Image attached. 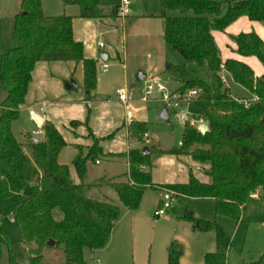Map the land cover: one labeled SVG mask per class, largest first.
<instances>
[{"label": "trees", "instance_id": "trees-1", "mask_svg": "<svg viewBox=\"0 0 264 264\" xmlns=\"http://www.w3.org/2000/svg\"><path fill=\"white\" fill-rule=\"evenodd\" d=\"M65 5L76 4L83 18L119 16L120 3L103 13L101 0H63ZM21 11L14 17L13 31L17 40L0 59V81L6 98L0 106V264L4 247L11 253L8 264H15L11 240L3 220L9 217L19 230L21 240L36 243L38 253L28 264H46L43 251L49 247L63 249L66 264H88L86 250L105 248L111 233L120 220L122 209L100 196L89 194L94 187L110 186L121 202L136 210L148 188L176 191L179 198H212L215 213L234 221L242 218L243 208L257 189L264 195V76L257 77L253 69L240 60L223 61L213 36L214 30L225 31L243 16L264 24V0H161L164 19V39L176 49L187 63L206 69L209 80H186L178 90L195 88L200 94L194 102L210 129L200 133L195 124L186 123L182 144L171 150L149 148L131 149L128 182H107L98 179L87 183V167L99 150L95 144L88 155H77L73 164L81 182L72 178L69 166L60 164L59 154L67 145L62 133L50 121L42 125L43 138H29L32 158L23 155V144L15 135L13 121L21 115L32 72L37 62L72 61L84 64L85 91L88 100L97 88V62L85 57V47L73 31V16H48L41 0H22ZM180 12L171 15L167 11ZM241 56H256L264 64V40L255 32L234 37ZM235 82L248 89L255 100L246 105L231 96L222 81L221 65ZM78 122H73L76 125ZM149 132V123L132 122L131 137L142 142ZM190 154L200 164L209 165L210 182H201L194 175L186 184L158 186L153 184L152 154ZM23 155L22 165L33 169L35 179L18 173L15 160ZM35 181L37 189L31 194L25 188ZM185 219L199 232L216 233L217 250L207 253L205 264H228L231 239L217 221L203 220L187 209ZM54 241V245L50 241ZM168 264H181L183 248L175 241L168 246ZM251 264H262L256 261Z\"/></svg>", "mask_w": 264, "mask_h": 264}, {"label": "crops", "instance_id": "crops-1", "mask_svg": "<svg viewBox=\"0 0 264 264\" xmlns=\"http://www.w3.org/2000/svg\"><path fill=\"white\" fill-rule=\"evenodd\" d=\"M21 1L22 0H19L20 8L22 5ZM41 1L43 3L44 13L48 16L66 14L74 17V37L77 41L83 43L85 47V57L87 59L91 58L97 62L98 84L97 88L92 91L91 99L88 100L85 91L84 64L82 62L75 63L72 61L42 60L41 62L36 63V67L32 72V81L26 95V102L22 105L20 112L21 114L28 113L30 115V121L34 123V125H36V123L32 119V112L35 111L40 113L44 117V122L50 121L62 133L67 145L61 150V153L58 156L59 162L60 164L62 163L69 166L70 173L75 183L78 184L81 182V179L74 167V160L79 154L83 155V157L87 156L95 144H98L99 150L95 157L88 163V173L85 181L89 184L94 183V181L98 179H104L107 182H128L130 181L129 151L134 148H142L143 143L144 145H152V139H150L149 132L146 134L144 142L139 141L135 145L132 142V139L135 140V138L130 135V125L132 122L142 121L148 123L146 108H142L140 102L135 99V96L137 95L136 90L140 88L141 94L143 93L145 95V92L143 91L145 90V85H147V82L150 79H147L148 75L153 77V75L161 76V74L167 76V83L161 78L167 87L171 90H178L186 80L195 79V77H193V75L196 74V71L194 70L196 69L195 65L187 63L186 59L182 57L185 60L183 66L192 76L186 77V75L178 73V70L175 69L172 62H165L164 66L153 64L146 69L141 68V71L137 76L142 83H136L134 78L140 66L134 67V65L128 61L126 54L127 45H125L128 38L125 26L128 19L131 17L130 15L127 17H111L106 15L98 18H83L80 16V7L76 4L67 6L64 4L63 0ZM101 2L103 13H110L107 9L108 7L112 8V5L115 3L112 0H101ZM116 3L119 4L120 1ZM74 6L79 7L78 12ZM246 32H255L264 40V25L261 22L251 20L246 15L231 23L225 31L214 30L213 36L218 44L223 61L230 60L231 58L240 60L243 63L248 64L256 73L257 77H263L264 64L258 57H245L237 52L238 45L237 42L234 41V37ZM106 37L109 38L108 40H112L113 44H107L104 41ZM16 40L17 37L14 43H16ZM100 43H104L105 47L102 48L99 46ZM120 46L123 51V57L118 49ZM105 61L109 63V67L106 72H103L100 69V66L102 62ZM71 82H74L73 85L77 83V87L70 90L67 88V85L70 86ZM226 86L230 89L231 96L240 101H253L255 99L253 94L248 89L243 88L235 82L230 74ZM122 87H124L131 96L128 104L121 102L119 94L117 93L118 89ZM144 100L145 102L150 101V99ZM41 108H43L42 111ZM203 120L204 119L201 121ZM73 122L78 123L73 125ZM193 124L198 125V123ZM36 127L37 128L34 129V131L40 128L37 125ZM37 138L42 139L43 135L34 137V139ZM136 140L138 141V139ZM27 143H29V140ZM180 144H182V142H180ZM155 146L159 149H163L159 147L160 145ZM24 149L25 147L23 146V150ZM28 158L33 160L32 157ZM159 160L165 162L163 163L165 173L158 175V170L156 169L155 171L152 167L154 185L167 186L177 183L186 184L190 180L191 175H194L201 182L211 181V178L208 175L209 165L198 163L190 154H162L159 156L157 162ZM99 188L100 187H94L89 189V194L109 198L110 190H114V188L110 186H105L101 189ZM149 189L160 192L157 206L160 205L163 190L159 188H148L147 190ZM188 199L211 200L214 204L215 210V200L212 198L199 199L188 197L179 198L177 200H186L185 202H188ZM251 201H255L260 205L264 212L263 191L258 189L244 206L242 218L237 221V225L244 221V213L247 209V205ZM121 209L122 215L111 233L112 235L108 245L105 248L97 249L92 253L94 255L101 251L100 258L103 259V263L105 264H110L112 258L116 259L121 255L119 248V251L117 250L116 253L112 252L111 254L109 252V249L114 242L117 244V242L120 243L131 238L133 243H135L136 239L140 236L143 218L139 216V208L136 210H130L127 207L126 209L121 207ZM216 216L219 218L218 215ZM183 219L186 222L191 223L185 219V216ZM191 227L194 233L199 232L193 229L192 223ZM227 261L228 264H230L229 252ZM93 263L95 264V260Z\"/></svg>", "mask_w": 264, "mask_h": 264}, {"label": "rangeland", "instance_id": "rangeland-1", "mask_svg": "<svg viewBox=\"0 0 264 264\" xmlns=\"http://www.w3.org/2000/svg\"><path fill=\"white\" fill-rule=\"evenodd\" d=\"M112 1L114 3L121 2V0ZM74 7L78 12L79 7ZM130 8L131 17L128 19L125 26L126 33L128 34L125 45H127L126 54L128 61H130L134 67L140 66L135 74V82L142 83L137 76L141 68L146 69L153 64L164 66V63L168 61L173 63L179 74L186 75V77L191 76V74L188 73L189 71L183 66L185 60L182 58L181 54L170 44H166L165 42L164 19L160 16L162 14L161 0H131ZM107 10L110 11L111 7H108ZM20 11L19 0H0V59L3 51H8L15 45L16 35L13 31L14 17ZM167 12L171 15L180 14V12L174 10H168ZM108 39L109 38L106 37L104 41L107 44H113V41ZM118 49L123 57L121 46ZM195 68L196 74L193 75V77L201 78L206 81L209 80V74L204 67L195 65ZM161 76L163 81L167 83V76L162 74ZM149 78L151 77L148 75L147 79ZM140 91V88L136 90L137 95L135 99L140 102L142 108H146L147 110L150 139H152V145H154H144L143 143L142 148L140 147L142 150H144L145 147H155V145H160L159 147L163 148L162 150H171L172 148L179 147L183 139L182 135L186 124V122L181 119L182 112L187 111L189 113V123L191 124L200 123L203 119L199 108L195 106L194 103L185 104L181 109L167 108L163 104L161 100L162 96L159 93H154L150 101L145 102V95L143 93L141 94ZM6 97V91L3 83L0 81V106ZM130 97L129 95V100ZM165 108L169 110V120H165L161 117V113ZM12 128L14 129L18 141L25 147L23 155L32 157L31 147L29 148V143L27 142L29 138L33 136L32 133L37 127L30 121V115L28 113L21 114L18 119L13 121ZM139 141L140 140L137 141L136 139H132L134 145ZM23 155L17 157L15 160L18 173L25 178L35 179L36 174L33 169L22 165ZM160 155L162 154H152L153 169H155V171L156 169L158 170V175L165 173L163 169V163L165 162H162V160L157 162ZM101 188L102 187L99 189ZM36 189L37 186L35 181L32 180L24 190L26 194H31V192L36 191ZM110 191L109 198H102L126 209L123 202L119 199L117 192L113 189ZM163 193H165V191L162 192L161 199L163 198ZM253 195L254 193L251 194V196ZM159 198V191L156 192L151 189L146 191L138 210L139 216L143 218L140 236L136 239L135 243H133L131 238L127 241L117 242V244L114 242L109 252L111 254L112 252L116 253L119 248L121 255L116 259H113L112 256L110 264H168V246L174 241L183 248V256L180 260L181 264H205L206 254L217 250L216 233H194L191 223L183 219L187 209L192 210L194 216L197 218L217 221L222 225L231 239V247L229 249L230 264H251L256 261H261L262 264H264V212L263 208L255 201H251L247 205V209L244 213V221L237 225V221L232 219L225 217L217 218L214 213L213 202L207 199H188V202H185L186 200H177L173 207L167 210L164 216L154 217L156 208L160 206H157ZM3 222L12 243L11 250L14 263L28 264L31 258L38 253L37 244L34 242L25 243L22 241L17 225H15L9 217H6ZM9 251L8 247L5 246L2 264H8L10 262L11 253ZM86 251V260L88 264H94V260L96 264L98 258L102 264H105L103 263V259L100 258L101 251L94 255L92 251ZM43 255L46 264H66L63 249L52 246L46 248L43 251Z\"/></svg>", "mask_w": 264, "mask_h": 264}, {"label": "built area", "instance_id": "built-area-1", "mask_svg": "<svg viewBox=\"0 0 264 264\" xmlns=\"http://www.w3.org/2000/svg\"><path fill=\"white\" fill-rule=\"evenodd\" d=\"M131 0H121L118 14L120 17H127L131 15ZM99 46L102 48L105 47L104 43H100ZM109 67L108 62H102L100 69L103 72H106V70ZM221 77L222 81L227 84L228 82V76L229 73L226 70L225 65H221ZM145 99L149 100L153 96L154 93H159L162 98L163 104L167 108H183L185 104H191L196 101L198 98L200 92L199 90L192 88V89H186L185 91H179V90H171L167 87V85L162 81L160 76L153 75L145 87ZM120 97V101L124 104H128L129 101V94L126 91L125 88H122L117 91ZM255 100V99H254ZM247 106L250 105L251 101H243ZM43 108H41V111ZM181 119L184 122H189V113L187 111H184L181 113ZM33 137H38L44 135L42 128H39L32 133ZM146 136V135H145ZM165 191L163 198L161 199L160 206L157 208V210L154 212V217H161L164 216L167 213V210L173 207V204L177 201L176 199V191L164 189ZM96 264H101L100 260L97 259Z\"/></svg>", "mask_w": 264, "mask_h": 264}, {"label": "water", "instance_id": "water-1", "mask_svg": "<svg viewBox=\"0 0 264 264\" xmlns=\"http://www.w3.org/2000/svg\"><path fill=\"white\" fill-rule=\"evenodd\" d=\"M73 84H74V82H71V85L70 86L67 85V88L71 90V89L77 87V83H75V85H73ZM161 117L163 119H165V120L169 119V110L167 108H165L162 111ZM32 119L35 121V123H36V125L38 127L42 128V125L44 124V117L40 113H37V112L33 111L32 112ZM197 126H198L199 131H200L201 134L208 132L209 129H210L209 122L206 121V120L201 121L200 123H198ZM143 153L144 154H148L149 153V148L148 147H145L144 150H143ZM50 243L52 245H54V241L53 240H51Z\"/></svg>", "mask_w": 264, "mask_h": 264}]
</instances>
